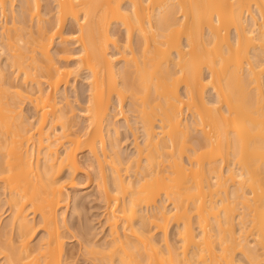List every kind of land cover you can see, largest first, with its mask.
<instances>
[{
    "label": "bare ground",
    "instance_id": "obj_1",
    "mask_svg": "<svg viewBox=\"0 0 264 264\" xmlns=\"http://www.w3.org/2000/svg\"><path fill=\"white\" fill-rule=\"evenodd\" d=\"M43 1L22 0L20 15L16 0H0L6 23L11 16L0 42L17 79L0 63V188L11 215L0 236L5 264H72L60 209L93 167L110 236L88 251L102 262L264 263V0H48L54 8L46 12ZM116 23L126 30L124 49ZM82 74L90 93L81 113L87 124L78 129L62 86ZM129 90L139 110L129 126L133 174L111 135L119 133L115 102L130 121ZM30 213L44 229L34 246Z\"/></svg>",
    "mask_w": 264,
    "mask_h": 264
},
{
    "label": "rangeland",
    "instance_id": "obj_2",
    "mask_svg": "<svg viewBox=\"0 0 264 264\" xmlns=\"http://www.w3.org/2000/svg\"><path fill=\"white\" fill-rule=\"evenodd\" d=\"M43 3V11L46 12L47 7L48 8H54L51 4V1L45 0ZM22 6V0H16V10L18 11V14L20 13V9ZM48 10V9H47ZM22 15V12L20 13ZM48 18H51L49 16ZM8 23H6V18L4 15L0 14V33L5 26L11 25V16L8 17ZM6 23V24H5ZM28 24H32L31 29L36 28V20L28 22ZM71 23L68 22L66 26V32L70 33L72 32L70 30ZM30 29V28H29ZM29 30H27L28 32ZM113 31L116 32V36L119 39L120 45L124 49L126 44V30L121 27L118 23L116 25H113ZM26 34V31L24 32ZM1 35V34H0ZM231 36H235V31H231ZM1 39V38H0ZM137 37H135V48H137V54L140 55L141 49L139 48L140 45H137ZM1 41V40H0ZM58 45H56L52 52L55 53ZM112 50L116 53L117 48L112 46ZM141 47V46H140ZM129 52V49L126 48ZM140 51V52H139ZM8 48L5 45V43L0 42V63L1 66L5 69L7 78H11L14 80L16 79V74L14 72V68L11 66L10 60L8 59L9 53ZM121 55V53L119 54ZM125 60L120 59L119 65H124ZM204 73L206 77H209L210 72L207 68H204ZM85 74L77 76L76 79H72L71 83L64 87L62 86V92L65 91L71 101V104L74 107V113L72 114L71 118L74 120V122L77 123L76 128L78 129H84L87 122L84 116L81 115L83 108L87 105L88 99H89V93H90V87L87 81V78H85ZM21 77L19 79V82L22 81ZM184 90V89H183ZM214 92L209 91L208 96L209 98L214 99L213 96ZM65 103V100L63 98L62 93L59 95V105L63 106ZM137 105V104H136ZM133 103V95L131 90L126 92V98L124 101L123 109L126 111L127 116L129 117L130 121L127 122L124 118H122V114H119L120 107L115 102V105L112 107V117L116 120V125L119 129V133H114V130L111 132L112 137H116L118 139L119 143V150L123 156L124 164L123 167H127L130 171L129 174H133V169H131L132 162H129V160L134 158L135 156V136L133 131L129 126H134L135 122L134 120L137 118V115H139V110L137 106ZM24 114L27 115V117L30 120L35 121L36 117V111L34 107L28 103L25 102L24 105ZM116 115V116H115ZM115 116V117H114ZM121 116V117H119ZM185 116L191 117L190 114L188 115L185 113ZM156 125H160V121H156ZM111 127V126H110ZM141 130V131H140ZM58 131H61V127H58ZM59 133V132H58ZM139 140L143 141V127L141 126L139 129ZM136 133V134H137ZM137 134V135H138ZM110 135V133H109ZM194 138H197L199 134L197 132H193L192 135ZM189 146L192 149V147H195L197 144L195 142V139H192L189 142ZM81 160L83 162H86L87 160H90V155L88 151L83 153V156L81 157ZM134 166V165H133ZM132 166V167H133ZM126 168V170H127ZM125 172V170L123 171ZM127 173V172H125ZM66 175V171L62 173V177L64 178ZM126 175V174H125ZM97 182V169L95 167L92 168L90 174H80L77 179V184L75 187H69V203L67 208L63 207L60 209V212H65V219L66 221L63 222V228L62 231L66 234V258L68 261H71L72 264H107L106 261L102 262L100 259L96 257V255L92 254L88 251L90 249V245L95 243L97 245H100L101 243H105L109 239L110 234V227L107 222V207L106 202L104 200V197L100 193L99 189L94 187L95 183ZM2 186V184L0 185ZM7 194H4V190L2 187L0 188V224L2 227L0 236H2L1 240H5L4 235V228L6 226V223L8 220H10V216L7 211L9 210V204L7 202ZM161 200L159 199V202ZM31 212V211H29ZM32 217H34V223L36 226V232L31 238V245H36L40 240L42 235H44V229L43 226L39 224L40 215L39 214H33L30 213ZM34 215V216H33ZM239 218H237V230L239 231L240 225H239ZM178 226L176 224H172L169 229V238L174 241L176 239V234ZM17 235V231L13 232V236ZM153 233L158 237H162V232L159 230L153 231ZM15 235V236H16ZM3 254H0V258H2ZM242 256L240 253H238V257ZM1 264H5V259H1ZM113 264H119L117 260ZM264 264V263H260Z\"/></svg>",
    "mask_w": 264,
    "mask_h": 264
}]
</instances>
